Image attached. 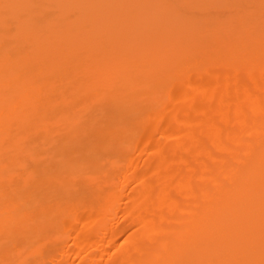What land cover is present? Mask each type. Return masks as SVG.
Here are the masks:
<instances>
[{"label":"bare ground","instance_id":"bare-ground-1","mask_svg":"<svg viewBox=\"0 0 264 264\" xmlns=\"http://www.w3.org/2000/svg\"><path fill=\"white\" fill-rule=\"evenodd\" d=\"M0 264H264V0H0Z\"/></svg>","mask_w":264,"mask_h":264}]
</instances>
